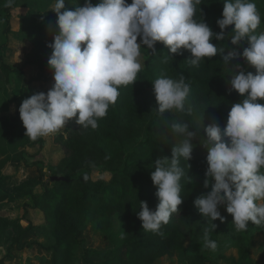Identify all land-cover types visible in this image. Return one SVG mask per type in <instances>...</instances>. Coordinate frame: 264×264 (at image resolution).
<instances>
[{"label":"trees","instance_id":"obj_1","mask_svg":"<svg viewBox=\"0 0 264 264\" xmlns=\"http://www.w3.org/2000/svg\"><path fill=\"white\" fill-rule=\"evenodd\" d=\"M4 2L0 0V9L6 21L7 40L0 45V81L9 82L10 75L17 76L19 85L13 100L18 119L7 122L0 117V123L6 125L5 134H9L18 146H23L18 166H34L25 159L30 156L27 148L37 142L42 147L46 140L42 137L33 141L25 135L19 108L29 93H47L54 84V78L52 76L43 81L47 84L44 89L32 87L25 83L26 68L7 60V49L13 44L11 15L17 0L11 8L5 7ZM74 2L83 6L85 0ZM131 2L127 0V3ZM92 3L96 5L99 0H92ZM224 3L225 0H201L195 18L203 19L214 32H221L217 20L223 18ZM255 3L259 12L264 10V0H255ZM38 17L43 25V35L27 38L30 49L27 63L43 69L50 67L48 60L53 50L48 44L58 34V17L48 10L38 14ZM230 31L231 27L227 32ZM211 42L217 47H226L225 53L218 52L210 60L206 58L199 67L190 64V51L182 50L183 55L172 54L163 43L157 42V53L148 50L147 54L140 56L142 69L137 81L119 88L117 102L110 106L106 117L98 121V127L95 130L90 127L83 129L75 118L71 119L65 129L53 136L54 142L62 147V156L56 162L42 166L40 177L24 180L16 186L18 197L28 200L23 205L24 219H27L30 210L35 209L51 228L55 240L48 247L51 264H76V248L84 247L89 225L92 224L97 232L113 237L114 217L118 216L125 223L120 241H115L116 246L105 251H92L85 247L81 256L85 264H155L158 259L173 257L178 252L182 253L184 264H222L225 254L211 257L208 251L212 250L208 248L206 252L194 251L197 245L204 242V229L210 230V238L217 245L223 238H231L240 246L242 256H248L251 237L263 231L264 226L249 222L246 231H236L233 217L226 211L225 204L219 208L225 220H216L217 227L211 230L212 222L207 223L194 206L198 197L210 191V188L204 187L208 151L202 144L203 137L206 138L203 123L205 127L211 123L225 127L232 104L245 99L231 86L232 69L240 65L246 71L256 72L254 67L245 65L241 59L224 61V55L229 51L238 48L242 53L249 46L247 39L238 46L227 39ZM162 74L172 79L183 76L191 85L185 104L191 113L174 111L166 113V119L189 122L194 127L190 130L197 132L193 140V158L188 162L190 167L185 168L190 181H181L184 202L179 206V212L173 214L170 222L162 227L163 236L143 230L137 215L142 210L140 201H146L155 210L159 201L155 196L157 188L151 180V172L155 169L150 166L158 157L171 158V149L178 139L165 135V118L152 113L158 107L152 81ZM258 103L264 105V99L258 100ZM53 176L60 179L53 180ZM0 198L5 200L8 195L5 193ZM30 228L25 227L21 219L10 220L0 216V242L8 243L6 253L0 257V264H6V260L13 257L14 249L30 246L26 242L21 244Z\"/></svg>","mask_w":264,"mask_h":264},{"label":"clouds","instance_id":"obj_2","mask_svg":"<svg viewBox=\"0 0 264 264\" xmlns=\"http://www.w3.org/2000/svg\"><path fill=\"white\" fill-rule=\"evenodd\" d=\"M14 3L5 0L4 6L11 8ZM200 5L201 0H132L131 4L99 0L96 5L85 0L72 10L66 8V0H55L52 10L59 31L48 44L53 50L48 64L54 69V84L47 93L24 99L19 113L25 135L33 141L60 132L73 118L81 128L95 130L117 102L119 88L137 81L141 47L155 54L161 42L172 54L188 50L190 64L199 67L206 58L225 53L226 47H217L212 40L227 39L238 46L247 39L249 46L242 53L238 48L229 51L224 61L242 57L256 72L240 65L232 69L231 86L245 99L232 104L225 127L203 123L202 144L208 151L204 187L210 191L194 201L207 223L212 222L211 230L217 227L216 220H225L219 208L226 204L235 230L243 232L249 222L264 226V105L258 103L264 99V31L257 33L261 15L255 0H225L223 18L217 20L221 32L216 33L195 18ZM152 83L158 105L152 113L165 118V135L178 139L171 158L158 157L150 166L155 169L151 180L159 201L155 210L140 201L137 215L143 230L163 236L162 227L184 202L181 181H190L185 168L190 167L197 132L190 130L194 127L189 122L169 121L165 115L191 113L185 106L191 91L185 77L162 74ZM202 238L205 248L217 250L209 229L203 230Z\"/></svg>","mask_w":264,"mask_h":264},{"label":"rangeland","instance_id":"obj_3","mask_svg":"<svg viewBox=\"0 0 264 264\" xmlns=\"http://www.w3.org/2000/svg\"><path fill=\"white\" fill-rule=\"evenodd\" d=\"M54 4L55 0H17V4L12 10L10 36L13 44L7 49V60L15 65L25 67L27 71L25 83L35 88L44 89L47 84L43 81L54 76V69L51 67L40 69L35 65L27 63V55L30 52L27 46V38H38V36L43 35V25L40 22L38 14L46 10L55 12L52 10ZM74 4V0H69V2L66 0L67 9L73 10ZM260 15L261 24L257 29V33L264 31V24L262 23L264 10L260 11ZM5 28L6 21L0 9V45L7 40ZM145 47H141V55L148 53V49ZM240 59L245 65H248L242 57ZM18 85L19 81L15 74L10 75L9 82L0 81V117L4 121L9 122L18 119L15 111L16 104L13 100V95ZM30 96L31 93L25 99ZM5 129V123H0V131ZM0 133H2L0 134V197L5 193L8 195V198L5 200L0 198V216L10 218V220L21 219L25 227H31L21 242V244L25 242L30 243V246H25L22 249H14L13 257L8 258L6 264H49V261H51V257H49L51 252L48 250V247L55 241L51 233V228L35 209L30 210L27 219H24L23 205L28 200L18 197L15 188L24 180L40 177L43 170L42 166H47L50 162H56L62 156V147L54 142V134L47 136L42 147L41 143L37 142L27 148L30 156L27 155L25 159L29 163H33L34 166H18L22 159L19 153L23 150V146H18L9 134H5L7 133L6 131ZM10 166L12 168H9ZM16 167H19V169ZM13 170H16V172L10 173ZM39 190L38 188L37 191ZM124 225V221L119 216L114 217L113 226L115 233L113 237H109L105 233L97 232L95 227L90 224L85 232L86 243L84 247L82 246L81 253L85 251V247L87 246L92 251H105L113 246L115 247V241H120ZM7 245L8 243L4 241L0 242V257L6 253ZM194 251L206 252L207 248L204 247V242L197 245ZM241 253L240 246L231 238H223L216 251H208L211 257L225 254L226 259L222 261V264H264V230L256 232L251 237L248 246V256L244 258ZM181 254V252H178L173 257H162L155 264H184L183 255ZM78 262L79 260L76 259V264H81Z\"/></svg>","mask_w":264,"mask_h":264},{"label":"crops","instance_id":"obj_4","mask_svg":"<svg viewBox=\"0 0 264 264\" xmlns=\"http://www.w3.org/2000/svg\"><path fill=\"white\" fill-rule=\"evenodd\" d=\"M85 235H86V234H85ZM87 247H88V246H87ZM76 253H77V256H78V255H79V256H78V257L75 256V257H77V259L79 260V262H80L81 264L84 263L83 260H82V257H81L82 254H83V253H81V248H78V247H77V248H76ZM50 256H51V255H50ZM50 256H49V257H50ZM165 257H168V256H165ZM80 260H82V261H80ZM79 262H78V263H79ZM50 263H51V261H49V264H50Z\"/></svg>","mask_w":264,"mask_h":264},{"label":"water","instance_id":"obj_5","mask_svg":"<svg viewBox=\"0 0 264 264\" xmlns=\"http://www.w3.org/2000/svg\"><path fill=\"white\" fill-rule=\"evenodd\" d=\"M52 179H53V180H59L60 177H58V176H53Z\"/></svg>","mask_w":264,"mask_h":264}]
</instances>
